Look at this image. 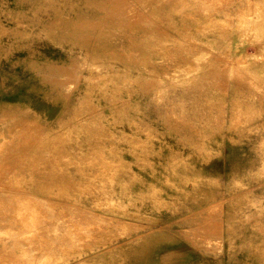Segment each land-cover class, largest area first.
I'll list each match as a JSON object with an SVG mask.
<instances>
[{
    "label": "rangeland",
    "instance_id": "374dc122",
    "mask_svg": "<svg viewBox=\"0 0 264 264\" xmlns=\"http://www.w3.org/2000/svg\"><path fill=\"white\" fill-rule=\"evenodd\" d=\"M12 263L264 264V0H0Z\"/></svg>",
    "mask_w": 264,
    "mask_h": 264
},
{
    "label": "bare ground",
    "instance_id": "6f19581e",
    "mask_svg": "<svg viewBox=\"0 0 264 264\" xmlns=\"http://www.w3.org/2000/svg\"><path fill=\"white\" fill-rule=\"evenodd\" d=\"M120 4V3H119ZM167 4V3H166ZM219 4V3H218ZM82 5V4H81ZM129 5V4H128ZM222 5V4H221ZM16 6V5H15ZM88 8V7H87ZM13 9V8H12ZM127 9V8H126ZM132 9V8H131ZM72 14V13H71ZM93 14V13H92ZM96 18H98V17H96ZM104 19V18H103ZM144 19V18H143ZM78 22V21H77ZM104 22V21H103ZM130 23V22H129ZM65 30V29H64ZM85 30V29H84ZM95 31V30H94ZM100 32V31H99ZM98 36V35H97ZM60 37V36H59ZM54 38V37H53ZM94 39V38H93ZM75 40V39H74ZM76 41V40H75ZM79 41V40H78ZM86 41V40H85ZM82 45V44H81ZM91 47V46H90ZM191 53V52H190ZM217 58V57H216ZM32 69V68H31ZM29 70V69H28ZM23 72V71H22ZM217 73V72H216ZM222 74H223V72H222ZM35 78V77H34ZM69 83V82H68ZM42 88V87H41ZM49 90V89H48ZM24 106V105H23ZM19 119V118H18ZM13 123V122H12ZM36 142V141H35ZM9 144V143H8ZM19 145V144H18ZM8 146V145H7ZM13 146V145H12ZM4 147V146H3ZM29 147V146H28ZM15 148V147H14ZM4 150V149H3ZM28 150V149H27ZM7 155V154H6ZM77 212V211H76ZM83 212V211H82ZM89 213V212H88ZM87 213V214H88ZM60 215V214H59ZM84 215V214H83ZM76 217V216H75ZM42 218V217H41ZM86 218V217H85ZM88 218V217H87ZM82 219V218H81ZM42 220V219H41ZM89 220V219H88ZM40 223V222H39ZM51 223V222H50ZM61 223V222H60ZM53 225V224H52ZM52 227V226H51ZM67 228V227H66ZM52 229H54V227L52 228ZM61 229V228H60ZM70 231H71V229H70ZM36 232V231H35ZM67 232V231H66ZM45 234V233H44ZM50 234V233H49ZM41 235V234H40ZM63 235V234H62ZM54 236V235H53ZM30 237V236H29ZM48 237V236H47ZM55 237H56V235H55ZM54 237V238H55ZM50 238V237H49ZM75 239V238H74ZM63 240V239H62ZM51 241V240H50ZM57 241V240H56ZM69 241V240H68ZM67 241V242H68ZM47 242H48V240H47ZM31 244V243H30ZM38 244V243H37ZM67 244V243H66ZM35 245V244H34ZM6 246V245H5ZM42 246V245H41ZM32 247H33V245H32ZM49 247H50V245H49ZM69 247V246H68ZM35 248V247H34ZM37 248V247H36ZM43 248V247H42ZM8 249V248H7ZM40 249V248H39ZM37 250V249H36ZM45 250V249H44ZM43 250V251H44ZM62 250V249H61ZM42 251V252H43ZM56 252V251H55ZM58 252V251H57ZM164 254V253H163ZM169 254V253H168ZM42 255H44V254H42ZM7 257V256H6ZM5 257V258H6ZM37 257H38V255H37ZM34 259V258H33ZM10 262V261H9ZM164 262V261H163ZM13 264V263H12Z\"/></svg>",
    "mask_w": 264,
    "mask_h": 264
}]
</instances>
